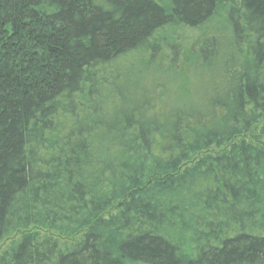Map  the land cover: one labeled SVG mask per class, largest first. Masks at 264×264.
<instances>
[{"label":"trees","instance_id":"1","mask_svg":"<svg viewBox=\"0 0 264 264\" xmlns=\"http://www.w3.org/2000/svg\"><path fill=\"white\" fill-rule=\"evenodd\" d=\"M167 2L0 0V264H264V0ZM218 8L206 99L120 78Z\"/></svg>","mask_w":264,"mask_h":264},{"label":"rangeland","instance_id":"2","mask_svg":"<svg viewBox=\"0 0 264 264\" xmlns=\"http://www.w3.org/2000/svg\"><path fill=\"white\" fill-rule=\"evenodd\" d=\"M157 1L163 8L168 9L167 0ZM235 20H238V18L235 17ZM239 37L240 35H238L237 40H239ZM234 38L235 35L228 25L227 9L218 8L213 17L198 29H188L173 24L159 31L153 39L157 47L155 54L146 55L147 58H150L151 64H154L153 68L144 71L136 64L128 67L124 65L119 71L120 78L126 79L127 82L129 81L127 78H130L128 85L131 87L133 85L137 86L140 89L139 95L148 86L146 89L153 91L154 88H158V92L166 88V99L168 101L183 99L182 103L189 106L190 102L199 99L200 95L205 99L207 95L209 96L208 93L211 90L210 81L215 85L223 82V79L226 80L225 73L215 72L214 76L210 77L205 72L195 70L192 67L198 47L204 42L216 39V51L219 53V62L224 56L230 60V54L233 55L235 52ZM169 46L174 47V50H169ZM228 47L229 50H227ZM174 52L178 54L173 56ZM151 55H154V57H151ZM137 59V56L134 57L132 63L134 64ZM172 60H174L175 65L170 68ZM188 63L191 65L188 66ZM129 69H131V72L126 74ZM113 71L117 72V68ZM46 234L55 238L52 233ZM18 238L19 236L6 238L0 244V252L9 247ZM76 238L73 237L61 242L70 245Z\"/></svg>","mask_w":264,"mask_h":264}]
</instances>
